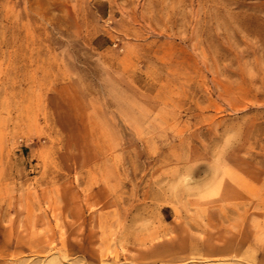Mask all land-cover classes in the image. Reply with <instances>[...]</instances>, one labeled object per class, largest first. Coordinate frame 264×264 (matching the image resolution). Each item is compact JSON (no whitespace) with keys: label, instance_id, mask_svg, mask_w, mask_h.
I'll list each match as a JSON object with an SVG mask.
<instances>
[{"label":"rangeland","instance_id":"obj_1","mask_svg":"<svg viewBox=\"0 0 264 264\" xmlns=\"http://www.w3.org/2000/svg\"><path fill=\"white\" fill-rule=\"evenodd\" d=\"M0 264H264V0H0Z\"/></svg>","mask_w":264,"mask_h":264},{"label":"bare ground","instance_id":"obj_2","mask_svg":"<svg viewBox=\"0 0 264 264\" xmlns=\"http://www.w3.org/2000/svg\"><path fill=\"white\" fill-rule=\"evenodd\" d=\"M9 23V29H11L12 31H14V30H17L18 29V23H16V22H11V21H9L8 22Z\"/></svg>","mask_w":264,"mask_h":264}]
</instances>
